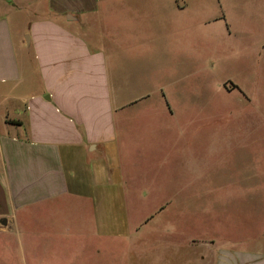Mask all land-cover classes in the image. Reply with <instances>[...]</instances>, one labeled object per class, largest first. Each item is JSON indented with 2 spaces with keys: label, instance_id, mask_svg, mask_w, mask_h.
Masks as SVG:
<instances>
[{
  "label": "crops",
  "instance_id": "0c3cea01",
  "mask_svg": "<svg viewBox=\"0 0 264 264\" xmlns=\"http://www.w3.org/2000/svg\"><path fill=\"white\" fill-rule=\"evenodd\" d=\"M234 18L264 20V0H0V236L22 232L24 253L73 228L87 230L72 232L74 252L127 238L121 122L147 98L128 53L153 48L138 37L186 33L185 20L221 21L231 36ZM237 244L206 241L194 264H264Z\"/></svg>",
  "mask_w": 264,
  "mask_h": 264
},
{
  "label": "rangeland",
  "instance_id": "374dc122",
  "mask_svg": "<svg viewBox=\"0 0 264 264\" xmlns=\"http://www.w3.org/2000/svg\"><path fill=\"white\" fill-rule=\"evenodd\" d=\"M231 22L228 36L221 21L185 20L186 33L138 37L153 48L128 53L135 92L147 96L137 104L142 113L121 122L122 202L136 229L76 252L67 241L86 229L30 253L22 232H10L0 236V264H194L211 250L206 241L264 251V20ZM233 83L247 99L229 90ZM68 206L56 215L72 214Z\"/></svg>",
  "mask_w": 264,
  "mask_h": 264
}]
</instances>
